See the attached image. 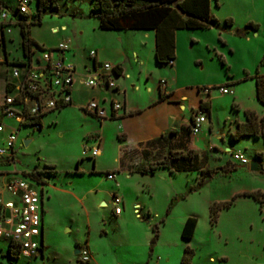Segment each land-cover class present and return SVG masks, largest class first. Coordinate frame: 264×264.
<instances>
[{
    "label": "rangeland",
    "instance_id": "obj_1",
    "mask_svg": "<svg viewBox=\"0 0 264 264\" xmlns=\"http://www.w3.org/2000/svg\"><path fill=\"white\" fill-rule=\"evenodd\" d=\"M5 1L15 5L14 0ZM96 1H46L41 24L31 26V38L45 48L62 40L71 39L73 45L93 40L97 19L92 16L91 8ZM211 13L218 26L207 32L183 31L185 36L178 39L177 87H185L183 92L191 97L208 88L214 126L227 131L228 117L236 115L234 96L222 94L219 88L227 87L228 81L245 78L227 88L243 96L241 106L256 110L253 76L264 55V0H211ZM228 18L233 24L226 28ZM249 23L254 24L256 30L248 29L247 32ZM52 26H57L58 31L53 28L52 33ZM13 38L16 42L20 40L16 27H13ZM132 42L139 44L136 40ZM9 48H14L12 43ZM143 51L146 66L152 67L149 48ZM156 70L161 74L170 72L169 66ZM157 75L154 73L152 80L158 79ZM142 83L144 85L145 77ZM88 95H92L91 90L78 89L73 104L44 116L38 132L22 127L14 164H0V183L21 178L20 175L35 169L48 170L55 165L53 170H56L53 175H43L47 183L42 190H49L50 194L45 200L43 245L46 249L43 256L29 258L22 252L13 258L8 253L9 242L0 240V264H81L75 250L85 245L94 258L88 264H182L186 247L193 250L190 264H264L263 139L250 136L253 139L247 144H232L234 140L229 136L228 142L223 143L215 133L213 141L201 129L197 134L198 147H205L208 139L213 144L204 149L200 157L192 150L177 149L178 142L170 145L162 142L156 145L161 149L155 155L137 165L154 168L153 174L127 177L119 170L116 178L109 180L105 174L115 165L116 155L112 131L104 122L99 129L101 123L85 117L78 108L77 104ZM7 123L13 122L7 120ZM96 130L102 134V152L96 158L98 170L89 174L93 158L85 154L94 144L92 140L99 138ZM26 135L33 138L28 146L21 145ZM164 145L170 148L162 159ZM227 146L230 151H226ZM254 150L261 151V159ZM231 151L243 154L249 161L259 162L263 171H250L249 165H241L233 159ZM77 160L85 173H73ZM206 168L217 172L198 187L201 172ZM116 191L125 202L124 213L119 217L112 214L111 193ZM257 193L263 195H248ZM102 201L107 205L103 206ZM137 202L141 206L140 217L133 207ZM225 202L230 205L218 210L213 223L211 206ZM188 217H195L197 223L192 238L186 240L181 238V229ZM86 239L88 244H84Z\"/></svg>",
    "mask_w": 264,
    "mask_h": 264
},
{
    "label": "crops",
    "instance_id": "obj_2",
    "mask_svg": "<svg viewBox=\"0 0 264 264\" xmlns=\"http://www.w3.org/2000/svg\"><path fill=\"white\" fill-rule=\"evenodd\" d=\"M210 14H212L211 0H210ZM96 23H97L96 28L93 29L95 31L96 38H94L93 40L80 41L76 45L75 44L73 45L71 39L68 41L62 40L59 41L58 43L50 44L49 48H55L60 42H67V43L69 42L68 43L69 53L67 54L65 52L63 54V58L66 62L73 64L77 70L76 80L73 86V102H74V95L78 89H88L85 88L80 83V81L83 78V74H85L87 71H90L95 63L110 62L115 66H117L116 74L114 77V82L116 84L115 89L113 90H105L100 88L89 89L91 90L92 95L86 96L82 102L77 104L78 108L82 110L81 106L90 98H94L101 101V103L107 109H109V104L112 100H115L122 105V108L118 112H116L112 117H108L103 120H99L96 117L92 116L91 114H88L87 112L82 110L83 113H85L84 114L85 117L91 120H96V123L97 122L101 123L99 129L102 128V122H104L105 125H108L112 131V142L114 143V147L116 148V155L113 158V163L115 165L111 167L109 171L106 172L105 174L106 176L108 173H113L115 175L114 178H116V174H119L120 172L119 170H122V172L126 174L127 177L132 174H141V175L153 174L150 172L140 173V172H135L133 170L139 167L137 166L138 164L146 163L147 162L146 157L150 159L153 155H155L156 151L161 149L156 145L162 142L164 143L166 142L169 145L171 143L178 142L180 145L177 147V149L182 150L186 148L188 150H192L194 153L198 155L197 157H200V153H202L204 149L210 147V145L213 144L214 141L213 138L215 134L216 137H218V139H220L223 143L228 142L229 140L228 137L236 131L237 125L239 123H243L246 121L245 111L247 110V106H241L243 96L240 95L239 92L235 93L232 90L233 91L232 95L234 96L233 108L234 107L236 108V115L228 117L229 127L227 131H221L219 130L220 126L215 127L213 123L212 103L210 101L209 93H205L204 91H197L196 93H194L195 97H191L189 94L183 92V89H185V87H177L176 77L178 75V69H179L178 68L179 55L177 49L179 42L178 39L185 36L183 31L207 32L208 30H211L213 26L208 29H176L174 32L175 48H174L173 64L165 65V64H159L155 60V49H156L155 30L101 29L98 25L99 23L98 19L96 20ZM63 27L64 26H62V28ZM224 27L228 28L227 25H225ZM53 28H57L58 31L57 26H52L50 27L51 32ZM53 31L55 32L56 29H54ZM253 32L255 33L256 31ZM192 37L194 40L198 39V36H192ZM247 37H248V33H247ZM135 40L139 42V44L132 42ZM146 48H149L152 54V60H153L152 67L146 66L147 58L146 56H144V51H143ZM90 50H95L96 52L95 59H91L89 57ZM165 66H169L170 68V72L168 74L167 73L161 74L158 70H156ZM258 72L259 74L264 75L263 64H259ZM154 73L158 74L157 75L158 79H156L155 81L152 80L151 78V76ZM143 77H145L144 85L142 83ZM161 79L166 80V87L164 89L161 88L159 85ZM150 80L151 83L149 82ZM244 80H245L244 77H240L237 78V80L233 79V81H228L227 87L228 86L232 87L236 85L238 82ZM253 81H254L253 90L256 96V84L254 79ZM146 82H149V84ZM161 95L163 96V99H160ZM256 100H257V104L254 105L256 110L253 111L256 112V114L259 117L264 116V104L258 101L257 96H256ZM200 102H207L210 109L209 114L207 113L206 110L199 108ZM59 111H61V109L57 110V112ZM199 112L205 113L207 120H209L208 123H205L202 126L201 131L207 132V134L213 140V141L211 140L212 141L211 143V141L208 139L206 146L205 147L203 146L201 148L198 147V142L200 141L198 139V135L192 134L189 131V126L192 118L195 116L196 113ZM42 126H43V120H42ZM95 132L99 134V138L96 140L95 139L92 140L94 144L91 145L89 148L96 146L98 144L99 153L101 155L102 152L101 145L103 140L102 134L99 130H96ZM23 139L30 140L31 142L33 138L26 135L23 137ZM251 139L253 138L250 136H244L238 140H234L232 144H234L235 142H241V144L242 143L247 144V141L251 142ZM255 139H262V138L255 137ZM164 146L165 147H163L162 149L163 152L162 159L166 158V151H168L170 148V146H166V145ZM215 149L218 151L220 150L217 145L215 146ZM228 150L230 151V147L227 146L226 151ZM254 152L260 153L261 151L254 150ZM100 155L98 154L95 157L86 155V157L88 158H93V164L91 170L89 171V174L94 173L98 170L96 168V158L99 157ZM78 161L79 160L76 161V168L73 173L83 174L85 173V170L79 168ZM53 166L55 167V165ZM8 180L10 179H7V181ZM45 184H42L40 189L43 196L42 244L45 234V217L47 214L45 200L50 198L49 190L48 192L42 190ZM118 186H119L118 183H116V187ZM47 188L54 189L55 186H51V187L47 186ZM113 193L119 195L117 191ZM113 193H111V196ZM119 196L122 198V211L120 214H114L112 207V214L115 217H119L124 213L125 202L123 197L121 195ZM102 205L106 206L107 205L106 201H102ZM135 205H139L138 202L134 203L133 207ZM143 206H145V208H148L144 204ZM86 243L88 244V240L87 242H84V244ZM82 247L83 246L76 248V250H80V248ZM84 247H87L89 250L90 253L89 262L92 259L94 260V258L92 257V251L88 247V245H85ZM44 249H46V246L43 245L41 256H43ZM76 256L78 258V253L76 254ZM89 262H87V264Z\"/></svg>",
    "mask_w": 264,
    "mask_h": 264
},
{
    "label": "built area",
    "instance_id": "obj_3",
    "mask_svg": "<svg viewBox=\"0 0 264 264\" xmlns=\"http://www.w3.org/2000/svg\"><path fill=\"white\" fill-rule=\"evenodd\" d=\"M15 5L0 0V163L14 164L17 142L22 127H31L32 132L42 129V119L47 114L73 104V86L77 70L64 60L63 54L69 50L67 42H60L55 48H44L33 39L24 41L21 30L30 28L36 22L38 0H14ZM13 27L18 28L20 40L13 38ZM29 37V36H28ZM31 38V37H30ZM12 43L13 49L9 48ZM16 51H19L20 54ZM95 50L89 57L95 59ZM168 65L173 60H168ZM117 66L110 62L95 63L90 71L83 74L80 83L88 89L113 90ZM160 87H166V80H160ZM222 94H233L227 87H220ZM209 92L208 88L204 89ZM82 110L99 120L112 117L122 105L112 100L107 109L101 101L90 98ZM11 120L13 123H7ZM203 112L192 118L189 131L198 134L206 123ZM7 130V131H6ZM2 136V137H1ZM24 139L21 145H24ZM25 146V145H24ZM98 144L88 149L87 156L98 155ZM235 161L249 165L250 161L239 152H231ZM107 179H114L113 173ZM36 181L29 178L10 179L0 184V240L9 242L8 252H25L29 258L41 255L42 232V193ZM111 205L114 214L122 211V198L112 194ZM140 217V205L134 206ZM79 261L87 263L90 253L82 247Z\"/></svg>",
    "mask_w": 264,
    "mask_h": 264
},
{
    "label": "trees",
    "instance_id": "obj_4",
    "mask_svg": "<svg viewBox=\"0 0 264 264\" xmlns=\"http://www.w3.org/2000/svg\"><path fill=\"white\" fill-rule=\"evenodd\" d=\"M46 1L48 0H38V9L35 15L36 22L33 24H41V12ZM91 11L92 16L98 19V25L101 29L155 30V60L157 63L165 65H167L168 60L174 59V32L176 29H208L212 26H218L217 20L210 14V0H97L94 2ZM225 24L227 26L232 25V19L228 18L225 20ZM248 29L256 30V26L249 23L247 25V32ZM21 34L24 41L32 39L30 38V28H22ZM259 64L264 65V55ZM253 78L256 84L257 99L260 103L264 104V75L259 74L257 69ZM160 99H163L162 95ZM199 108L206 110L208 114L210 113L207 102H200ZM245 117L246 121L239 123L236 131L230 137L233 140H238L244 136H253L264 140V116L259 117L254 111L246 110ZM261 155V153H257L259 159H261ZM0 164L10 165V162L3 161ZM163 168L170 170L167 166H163ZM53 169L54 166H50L48 170L35 169L20 176L21 178H29L37 183L45 184L46 180L43 178V175L55 174L56 170ZM154 170L152 167L146 170L142 166H139L133 171L154 173ZM215 172L217 171L209 168L202 170V177L198 182V187L204 183L205 179H210ZM248 195L256 196L263 194ZM229 205L230 202L212 205L210 210L211 221L213 223L216 222L218 210L221 207L227 208ZM196 223L195 217H188L185 220L181 229L182 239L188 240L192 238ZM8 253L13 258L18 257V252L10 251ZM192 256L193 250L186 247L181 258V263L190 264Z\"/></svg>",
    "mask_w": 264,
    "mask_h": 264
},
{
    "label": "water",
    "instance_id": "obj_5",
    "mask_svg": "<svg viewBox=\"0 0 264 264\" xmlns=\"http://www.w3.org/2000/svg\"><path fill=\"white\" fill-rule=\"evenodd\" d=\"M29 143H30V140H25L24 141V145L25 146H27ZM249 169L252 172H260V171H263L262 165L259 162L254 161V160L253 161H250V163H249ZM75 253L76 254L79 253V250H75Z\"/></svg>",
    "mask_w": 264,
    "mask_h": 264
},
{
    "label": "bare ground",
    "instance_id": "obj_6",
    "mask_svg": "<svg viewBox=\"0 0 264 264\" xmlns=\"http://www.w3.org/2000/svg\"><path fill=\"white\" fill-rule=\"evenodd\" d=\"M98 154H99V152H98Z\"/></svg>",
    "mask_w": 264,
    "mask_h": 264
}]
</instances>
